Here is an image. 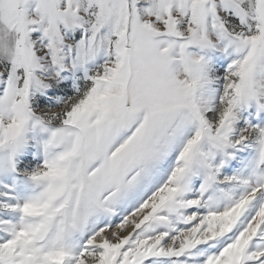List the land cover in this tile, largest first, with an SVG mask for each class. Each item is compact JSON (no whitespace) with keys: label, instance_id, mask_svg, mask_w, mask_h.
<instances>
[{"label":"snow or ice","instance_id":"6c2138e0","mask_svg":"<svg viewBox=\"0 0 264 264\" xmlns=\"http://www.w3.org/2000/svg\"><path fill=\"white\" fill-rule=\"evenodd\" d=\"M0 264H264V0H0Z\"/></svg>","mask_w":264,"mask_h":264}]
</instances>
